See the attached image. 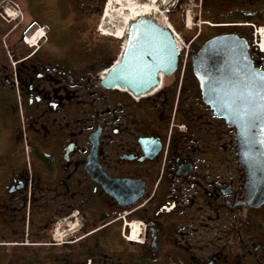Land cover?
<instances>
[{"label":"flooded vegetation","instance_id":"flooded-vegetation-1","mask_svg":"<svg viewBox=\"0 0 264 264\" xmlns=\"http://www.w3.org/2000/svg\"><path fill=\"white\" fill-rule=\"evenodd\" d=\"M104 1L0 0L3 264H264V200L249 202L235 128L193 64L207 40L233 34L264 70V0H142L160 4L184 52L139 96L101 86L105 61L85 67L93 52L74 23L95 25ZM110 1L97 30L124 41L119 13L104 19ZM216 62L198 68L209 79Z\"/></svg>","mask_w":264,"mask_h":264},{"label":"water","instance_id":"water-1","mask_svg":"<svg viewBox=\"0 0 264 264\" xmlns=\"http://www.w3.org/2000/svg\"><path fill=\"white\" fill-rule=\"evenodd\" d=\"M178 48L169 29L151 17L138 16L127 25L118 59L100 78L106 89L144 95L171 75ZM217 60L209 74L198 68ZM193 64L204 99L213 112L235 128L238 163L244 168L248 200H264V70L253 66L245 40L233 34L215 36L198 51Z\"/></svg>","mask_w":264,"mask_h":264},{"label":"rangeland","instance_id":"rangeland-1","mask_svg":"<svg viewBox=\"0 0 264 264\" xmlns=\"http://www.w3.org/2000/svg\"><path fill=\"white\" fill-rule=\"evenodd\" d=\"M106 1L107 0H105L103 3L100 16H99L98 21L95 25L92 26V24H88V22L83 21V20H80V22L74 23L75 25L73 24L75 26V28L77 30H79V32L82 33V37L85 39L82 41L84 48L90 49L93 52V54H86L87 57H86L85 67L87 70H89L91 67H95L96 65H98L97 61H105V64L103 65V67H107L108 64L110 63V61L116 55H118L121 43L123 41L120 38H116V37L108 36V35H102L97 30ZM155 4H157L156 10L158 11L159 4L157 2H155ZM171 20H174V21L176 20L175 15L172 16ZM168 21L170 22V19ZM172 22H171V24H172ZM180 37H181V35H180ZM262 48H263V46H262ZM97 75H98V71L96 73V77H98ZM5 176H6V172L3 169H0V180L2 178H4ZM63 234H64V236H66L65 232L62 233V231L57 227L54 230L53 236H54L55 240L60 241V239L64 238V236H60ZM0 239H1V236H0ZM7 250H8V252H7L8 254H12V252L9 249H7ZM7 250H4L3 254H5ZM55 253H60V250H56ZM0 264H3V260L1 257H0ZM52 264H54V263L52 262Z\"/></svg>","mask_w":264,"mask_h":264},{"label":"bare ground","instance_id":"bare-ground-1","mask_svg":"<svg viewBox=\"0 0 264 264\" xmlns=\"http://www.w3.org/2000/svg\"><path fill=\"white\" fill-rule=\"evenodd\" d=\"M108 2V1H107ZM106 2V3H107ZM105 3V5H106ZM151 3L153 4H142V0H112L108 3L105 13H104V19L109 18L113 13L118 12L119 13V18L117 21L116 26H113L112 28L114 29L113 31H116V34L120 33L121 27L124 25V23L126 22V28L123 31V33H126L127 30V25L130 21L135 20L136 18L134 16H148L150 15L154 10H156V4L155 1H152ZM132 5V6H131ZM134 7V10L131 11V7ZM105 7V6H104ZM104 10V9H103ZM158 11L161 12V9L158 8ZM12 13V12H11ZM102 16V15H101ZM151 16V15H150ZM154 16V15H153ZM131 17H134L132 20H128L131 19ZM101 20V19H100ZM99 26V24H98ZM105 28H109V26L105 23L104 24ZM38 33H36V35H38L40 37L41 33H43V31H41V28L37 31ZM99 32V31H98ZM100 33V32H99ZM101 34V33H100ZM35 35V36H36ZM260 37L262 36V38L264 39V29H262V35L259 33ZM34 36V37H35ZM33 37V38H34ZM38 37V38H39ZM37 38V39H38ZM36 39V40H37ZM35 40V41H36ZM262 46L264 48V40L262 42ZM264 50V49H263ZM105 69H103L101 71V76L104 75Z\"/></svg>","mask_w":264,"mask_h":264}]
</instances>
